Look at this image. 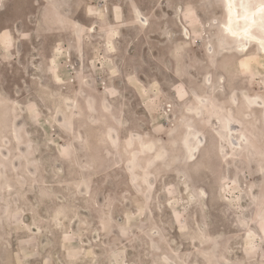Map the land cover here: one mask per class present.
I'll return each mask as SVG.
<instances>
[{
  "label": "clouds",
  "instance_id": "1",
  "mask_svg": "<svg viewBox=\"0 0 264 264\" xmlns=\"http://www.w3.org/2000/svg\"><path fill=\"white\" fill-rule=\"evenodd\" d=\"M0 264H264V0H0Z\"/></svg>",
  "mask_w": 264,
  "mask_h": 264
}]
</instances>
